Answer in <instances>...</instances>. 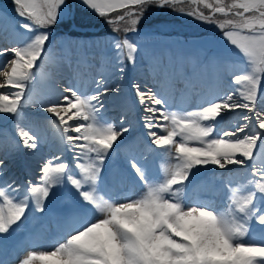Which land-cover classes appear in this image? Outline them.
I'll return each mask as SVG.
<instances>
[{
	"label": "snow or ice",
	"instance_id": "6c2138e0",
	"mask_svg": "<svg viewBox=\"0 0 264 264\" xmlns=\"http://www.w3.org/2000/svg\"><path fill=\"white\" fill-rule=\"evenodd\" d=\"M13 3L22 18L20 28L31 35L23 44L0 48V56H11L0 62L4 77L0 89H6L0 91V114L18 117L38 61L51 51L46 47L51 29L70 6L68 0ZM80 4L110 25L125 22V33L138 34V25L151 6L213 23L242 67L231 75L223 94L217 93L194 111H172L166 95L132 85L150 144L160 150L159 155L167 152L175 161L162 165L161 178L146 158L129 156L126 162L141 186L135 198L114 197L103 187L107 157L118 138L129 132L123 118L114 125L102 111V98L112 89L103 79L95 81L92 94L66 87L70 95L45 110L58 121L61 141L72 153V161L52 156L39 168L38 180L28 181L23 193L15 181L0 182V234L19 227L30 205L43 213L46 202L65 187L71 198L69 209L79 222L61 242L50 249L27 251L19 264H264V160L256 162L257 151L264 154V106H258V102L264 105V0H80ZM112 47L118 66L135 64L136 39L114 38ZM236 110L248 113L240 117L243 123L222 128L225 115ZM16 136L25 148L37 149L39 137L33 131L17 125ZM249 162L246 184L232 186L228 181L219 206H186L184 193L201 169L224 170ZM253 220L262 226L258 238L251 234Z\"/></svg>",
	"mask_w": 264,
	"mask_h": 264
},
{
	"label": "rangeland",
	"instance_id": "374dc122",
	"mask_svg": "<svg viewBox=\"0 0 264 264\" xmlns=\"http://www.w3.org/2000/svg\"><path fill=\"white\" fill-rule=\"evenodd\" d=\"M13 0H0V25L3 24L5 30L9 32L7 35V42L5 41L4 44H0L2 47H11L16 46L19 44H23L27 41V39L30 37H24L26 36L27 31L20 28L18 21H20L22 18L18 17L15 12V5ZM70 11L69 9H65V14L63 15L62 19L59 21V23L51 29V37L50 42L47 44H54L53 47L57 46L56 48H53L50 52H46L43 59L38 61V67L35 69L36 75L34 80L28 85L26 88V97L29 96H42L41 89L48 88L52 84H57L58 78L61 77L57 71H59V66L64 68L66 71H68L69 68H67L66 62H62L59 64H55V54H59L60 56L67 57L68 61L72 57L69 55L68 48H66V36L64 32L62 33V28L67 26V32L70 33H77L80 34L78 36V42L79 46L78 52L75 55V58H77L75 61L70 60L69 66L75 67L78 63L85 64L86 71L89 69L93 72L91 75V78L93 79L94 85L90 87L88 83V88L95 89L96 80L99 79V75L107 78H112L110 80L114 83V85L108 86L112 91H109L107 97L103 98L105 99L103 101V109L109 107L107 110V113L110 112H117V111H125L133 112L138 111L137 114H135V119L139 123L140 126L143 127V120L141 119V112L139 111V102L136 98L135 90L133 89L132 85L136 83L134 81V77L136 75H146L147 72H152L150 74H162L163 76L156 77H168L170 78V75H172L173 72H176V76L182 77L183 79L189 80V78L195 77L199 82L207 84V82H210V80H215L218 83H221L224 87H229V82L231 80V75L234 72H225L224 70H221L215 62V59L217 60L218 57L224 58V59H238L236 55H233L235 50L227 44V42L224 40L221 31L216 27L213 23H208L204 21H190L188 18V22L185 23H177V22H161V23H153V24H146L147 21V15L150 14H156L159 10L163 8H159L154 6V10H148L144 14L145 19H143L140 23L141 26L138 27L139 32L138 34H133L132 36L134 39H136L139 42V49L136 55V62L133 65L132 63H126L123 65H119L123 67V71H119V66L117 64H114L116 61L115 59V53L113 55H110L112 52H114V49L112 47V41L115 36L106 38V39H100L96 40L95 45V54L93 52H90V48L87 47L89 44V35L95 34L96 31H99L98 29H94L93 27H89L87 22L85 21L86 17H90L93 20H98L100 17L95 15L91 10L86 9L84 6L80 4V0H68ZM227 2H230V0H227ZM9 8V10L14 11V13L10 11L11 14H14V16H10L7 11L5 10V7ZM207 13V12H206ZM17 18H20V20H17ZM23 32V34L21 33ZM56 34L59 36L56 37ZM28 35H31L28 33ZM87 35V36H86ZM126 34L117 37V38H124ZM160 35H174L177 37H168V42L172 44L171 49L174 52V55H172L173 61H167L162 59H159L156 57V53L152 55V58L149 60L144 59L142 57V52L140 51L142 48V45L145 43L150 44V47L154 46L157 47L156 42H158V38ZM187 37V38H185ZM167 38V37H166ZM185 38V39H184ZM79 40L81 42H79ZM184 44L180 48V45ZM47 47V46H46ZM151 47V48H152ZM49 48V47H47ZM184 51L185 53L187 51H193L197 53L201 59L198 65L195 66L193 71H190L191 69H184L182 70L181 66L179 65L181 63L180 56L176 53V50ZM154 51L156 49H153ZM55 51V52H54ZM72 51V50H71ZM75 51V50H73ZM72 51V52H73ZM140 51V52H139ZM54 53V54H53ZM188 53V52H187ZM92 54V55H91ZM79 57V58H78ZM204 58H208L207 61H202ZM66 61V60H63ZM144 62L143 64L141 62ZM165 63H169V67L172 65V68H168ZM142 64V65H141ZM66 66V67H64ZM10 68V66H9ZM193 68V67H191ZM78 69V68H77ZM76 69V71H77ZM9 69H5V71H8ZM166 72H165V71ZM169 71V72H167ZM166 73V74H164ZM171 73V74H170ZM238 74V72H235ZM68 73V80L70 81ZM85 76H87L85 74ZM2 78H4L2 76ZM171 79V78H170ZM211 80V81H212ZM4 81H0V83H3ZM106 82V81H105ZM80 86H84V84H87L86 82H82L81 80L78 81ZM60 92H62V95L59 96L58 102L61 101V98L65 95H70V93L65 92L64 89L66 87H71L69 85H58ZM72 88V87H71ZM149 89L147 86L144 85V90ZM1 91H4L6 89H0ZM91 92V91H90ZM35 94V95H34ZM199 96H196V98ZM43 99L44 97H40ZM208 97H204L202 95L201 99L197 101V103H194L190 109H187L186 107H182V109L177 108H171L172 111H194L197 110L199 106H201ZM264 99V97H261ZM102 99V100H103ZM209 99V98H208ZM111 106V107H110ZM33 106L28 103H24V105L21 108V113L18 117L13 116L12 114H0V140L3 143H10L11 140H15L18 143L13 145V143L9 144V151L11 156H8V159H10L14 164H18V158L20 155H22V150L20 149V146L22 143L19 142V138L16 136V127L17 125L24 127L26 124V112L32 111ZM104 109V110H105ZM246 111V110H245ZM127 113V114H128ZM140 113V114H139ZM229 114H226L224 117V121L221 124L222 128H229L230 125L235 124L234 118L232 119ZM54 120L56 118L53 116ZM123 118V124L124 126L128 123L126 118L121 116H116L114 118L107 117L108 121L113 123L114 125H119L121 123V120ZM131 120V119H130ZM57 121V120H56ZM134 121V119H133ZM69 124H73V121H69ZM53 135L60 138L59 131L57 128L53 130ZM74 135V133H73ZM127 135L124 134L122 138H118V140L123 139ZM62 147V145H60ZM64 148V147H63ZM17 149V151H14ZM111 150L109 156L107 157L106 164L104 167V170L102 172L103 176V187L107 188L108 191L113 194L114 197L118 195L119 193H126V194H132L133 197L139 193L140 191V184L136 181L138 178L134 177V173H132L129 169L128 164H126L127 158L123 159L124 157L120 155H124L121 148H117ZM16 152V153H15ZM172 152H174V149H172ZM160 153V150H158V154ZM15 155L14 157H12ZM18 157H17V156ZM62 155L65 157L66 162L71 163L72 161V153L68 151V149L64 150L62 152ZM119 156L120 159H123V162L125 164L126 168H122L120 162H119ZM161 156V157H160ZM257 156L259 159L256 161L257 164H259L260 160H264V154L260 153L259 150L257 151ZM15 159V160H14ZM64 159V160H65ZM160 159L162 165H166L168 163H174V159L171 158L167 152L163 153L162 155H158V158ZM47 160H43L39 163V168L42 166L43 162ZM149 166L152 170V172L159 173L160 177H163V168L160 165H157V168L159 171L155 168L153 169V166L149 163ZM234 169L241 168L243 170H240L227 178L221 176V177H215V176H209V172L212 168H215L214 166H207L206 168L201 169L200 173L198 174L197 178L189 185V187L186 189L184 196L188 192V190L191 187H195L200 191V195L204 197H214L217 202H221L222 200V189L224 185L228 182H232V186H237L239 184H246L245 176L250 173L251 171V162H249L248 165L241 167V166H233ZM236 167V168H235ZM39 168L36 169L37 175L36 178L38 180L39 176L41 175ZM125 170V171H124ZM221 170V169H218ZM108 184V185H107ZM24 188V186H21ZM132 191V192H130ZM135 194V195H134ZM183 196V197H184ZM71 204V198L68 195V189L65 187L62 192L52 200L46 202L45 211L43 213L35 212L33 209L28 210L26 213V219L22 224L19 225V229L15 228L13 226L14 230L10 234H0V259L1 261L4 259L5 264H19V259L21 256L25 255V251H30L32 249H28L30 245L32 244V241H35L36 239L42 238L43 236H46L47 234H54V232L59 231L61 233H66L64 238L71 233L77 223L79 222V217L74 215L70 209L69 206ZM77 220V221H76ZM60 221V222H59ZM251 223V229H252V236L253 237H259L261 235V228L262 226L256 224V222L253 220ZM16 229V230H15ZM46 234V235H45ZM63 238V239H64ZM29 246V247H28ZM28 247V248H27ZM24 250V251H23ZM20 254V255H19Z\"/></svg>",
	"mask_w": 264,
	"mask_h": 264
},
{
	"label": "bare ground",
	"instance_id": "6f19581e",
	"mask_svg": "<svg viewBox=\"0 0 264 264\" xmlns=\"http://www.w3.org/2000/svg\"><path fill=\"white\" fill-rule=\"evenodd\" d=\"M9 32H7L2 25H0V44H4V42L8 41L6 37H8ZM0 48H4L0 46ZM11 56L8 54H5L4 56H0V62H7L8 59H10ZM66 60V61H63ZM66 62L68 71H66L62 67H58L59 71L57 73L61 76L58 78L57 84H61L63 86L69 85L74 89H78L82 92H87L88 94H92L93 88H88V83L90 87L94 85L93 79L91 78V75L93 70L90 69L86 71V65L78 63L75 67L69 66L68 59L66 57L62 56L58 63ZM66 67V66H64ZM78 68V69H77ZM77 69V71H76ZM68 73L70 77V81L68 80ZM152 72H147L146 75H136L134 77V81L136 84H139L141 89L144 90V85L148 88L152 89L153 91H159L162 94L166 95L169 101V105L171 108L177 109L182 107H186L187 109H190V107L197 103L199 99H201L202 95L204 97H214L217 93L223 94V91L227 89V87H224L221 83L216 82L215 80H210V82H207V84L199 82L195 77L187 79H183L182 77L176 76V72H173L172 75H170V78L161 77L158 78L153 74H150ZM85 74L87 76H85ZM99 79H103L106 81L107 86L114 85L113 82L110 80L113 79V77L107 78L99 75ZM81 80L82 82H86L87 84L84 86H80L78 81ZM0 81H4V78L0 76ZM95 82V81H94ZM56 84H52L48 88L41 89L42 96H29L26 97L25 102L28 104H31L32 106L34 104L36 105H43L42 107H34L32 108L31 113L26 112V124H24L25 128L33 131L38 137V147L36 150H31L25 148L22 144L20 146V149L22 150V155L18 158V164H14L10 159H8V156L10 157L12 154L9 151V144L13 143L17 144L18 142L15 140H9L10 143H3L0 140V160L3 161V169H4V175L3 177H0V182L6 180V181H15L16 184L22 187V193L23 190L26 188L28 181H37L36 175L37 171L36 169L39 168V163L43 160H48L54 155H59L64 160L65 157L62 155V152L67 149L66 144L62 143L61 139L54 136L53 130L57 128L58 121L54 120L53 115L51 113H48L45 108L48 104L51 103H57L58 98L60 95H62V92H60L59 87ZM1 91V90H0ZM91 91V92H90ZM35 95V94H34ZM109 95L108 93L103 96V98L107 97ZM196 96H199L196 98ZM40 97H44L41 99ZM102 98V99H103ZM207 98V99H208ZM262 99V98H261ZM105 99L102 100V102ZM258 106H264L260 105L258 102ZM111 107V106H110ZM139 111L141 112V117L143 115L141 106L139 105ZM105 109V108H104ZM102 109L103 113L106 117L114 118L116 116H121L127 119V121L131 122L126 124L125 126L129 128V132L127 135L116 142L114 144V149L119 147L122 149L124 155H120L122 157L128 158L129 156L135 155L138 158L144 157L147 159L148 163H152L157 167V165L162 166V163L160 159L158 158V149L155 148L154 145L150 144V139L146 135V129L142 128V126L139 125V123L135 119V114H137L138 111L133 112H125L117 111V112H110L107 113V110L109 107H107L105 110ZM140 114V113H139ZM229 114L232 119L234 118L235 124L236 123H243L242 120H240V117L242 115L248 114L245 110H236ZM131 119V120H130ZM134 119V121H133ZM62 145V147L60 146ZM64 147V148H63ZM14 151H17L15 149ZM114 151V152H115ZM7 153L8 156H7ZM16 153V152H15ZM11 154V155H10ZM13 155L12 157H14ZM17 156V155H16ZM18 157V156H17ZM119 157V156H117ZM161 157V156H160ZM123 159L121 160L119 157V162L122 166V168H126L125 164L123 162ZM15 160V159H14ZM66 161V159L64 160ZM127 161V160H126ZM127 164V163H126ZM238 166V165H233ZM236 168V167H235ZM243 170L241 168H236L229 166L228 169L224 170H218V168H212L209 172V176H215V177H225ZM125 171V170H124ZM132 192V191H130ZM200 191L196 189L194 186L191 187L186 195L183 197L184 202L187 207H193L196 206L197 203H205L209 206H219L220 203L215 200L214 197H204L199 194ZM113 195V194H112ZM135 195V194H134ZM116 197L124 198H134L132 194H126V193H119L116 195ZM29 210H32V206H29ZM77 221V220H76ZM60 222V221H59ZM15 228L19 229V227L15 226ZM15 229V230H16ZM46 235V234H45ZM66 233H61L59 231L54 232V234H47L46 236H43L42 238L36 239L35 241H32V244L28 249L32 250H43V249H50L51 246H53L57 242H61L64 238ZM24 251V250H23ZM27 251L24 252L26 255ZM20 255V254H19ZM22 257V256H21ZM1 261V259H0ZM3 264L4 259H3Z\"/></svg>",
	"mask_w": 264,
	"mask_h": 264
},
{
	"label": "trees",
	"instance_id": "16d2710c",
	"mask_svg": "<svg viewBox=\"0 0 264 264\" xmlns=\"http://www.w3.org/2000/svg\"><path fill=\"white\" fill-rule=\"evenodd\" d=\"M9 3H13V2H9ZM4 6V5H3ZM5 7V10L7 11V13L12 17L14 16V14H11L12 12L14 13V11H11L9 10V8H7L6 6ZM185 7H189L188 5H185ZM154 8V6H151L148 8V10H152ZM147 10V11H148ZM154 10V9H153ZM11 11V13H10ZM155 11V10H154ZM205 13L207 12V9H204ZM146 13V12H145ZM117 14H122L121 13H113V17ZM207 14V13H206ZM85 18V21L87 22L88 26L89 27H93L94 29H98L99 31H96L95 34H92V35H89V50L90 52L93 54H95V45H96V40H102V39H106V38H110V37H113V36H117V37H120L124 34L128 35V36H132V33H125L123 31V28L126 27V24L125 22H120L119 24H113V25H110L108 23H106V21L103 19V18H99L98 20L96 19H92L90 17H86V16H83ZM147 21H146V24L149 25V24H153V23H161V22H177V23H185L188 18L190 19V21H194V20H197L193 17H190V16H187V15H182V14H179L178 11H175L171 8H163L161 10H159V12L156 14H148L147 15ZM146 17H144L145 19ZM218 19H222L223 17H220L219 15L217 16ZM17 20H20V18H17ZM197 21H200V20H197ZM188 22V21H187ZM141 26V23L138 25V27ZM113 28H119L120 30L119 31H113ZM67 26L62 28V33L64 32L65 34H67V38H66V43H67V46L69 47H77L78 46V36H80V34H77V33H70V32H67ZM23 34V32H21ZM30 35H28V32L26 33V36L24 35V37H29ZM59 36L58 34H56V37ZM87 36V35H86ZM115 36V37H116ZM116 37V38H117ZM167 37V38H166ZM168 37H177V36H174V35H160L159 38H158V42H156V45L157 47L155 48L154 46L151 48L150 47V44H143L142 45V48H141V52H142V57H144V59L146 60H150L152 58V55L156 53V57H158L159 59H162V61L166 60L167 61H173V58L176 57L174 55V52L173 50L171 49V46H173L172 44H170V42H168ZM187 38V37H185ZM184 38V39H185ZM168 39V40H166ZM79 42H81L79 40ZM184 44L180 45V48L183 46ZM54 44H49L47 45V47H49V49H53V48H56L57 49V46L56 47H53ZM184 48V47H182ZM76 49V48H74ZM153 49H156L155 51ZM139 51V52H140ZM177 54L180 56V61L182 63V65L184 67H193V66H196L199 64V62L201 61L202 58H200V56L193 52V51H187L186 53L182 50L180 51L179 49L176 50ZM115 52H112L110 55H113ZM174 55V57L172 56ZM208 59V58H207ZM206 58H204V60L202 61H207ZM116 61V60H115ZM238 59H224V58H221V57H218V59L216 60L215 59V62H220V63H216V65L221 69V70H224L225 72H238L239 73V70L240 68L242 67V65H239L238 64ZM142 64L144 63L143 61L141 62ZM114 64H117L118 65V62L116 61ZM141 64V65H142ZM108 185V184H107Z\"/></svg>",
	"mask_w": 264,
	"mask_h": 264
}]
</instances>
